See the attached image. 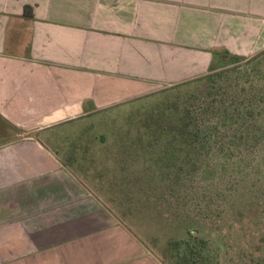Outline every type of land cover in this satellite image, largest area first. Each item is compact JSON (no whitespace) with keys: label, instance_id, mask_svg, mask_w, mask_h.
Listing matches in <instances>:
<instances>
[{"label":"crops","instance_id":"obj_1","mask_svg":"<svg viewBox=\"0 0 264 264\" xmlns=\"http://www.w3.org/2000/svg\"><path fill=\"white\" fill-rule=\"evenodd\" d=\"M263 49L264 0H0V264H181L93 124Z\"/></svg>","mask_w":264,"mask_h":264},{"label":"rangeland","instance_id":"obj_2","mask_svg":"<svg viewBox=\"0 0 264 264\" xmlns=\"http://www.w3.org/2000/svg\"><path fill=\"white\" fill-rule=\"evenodd\" d=\"M234 83L230 84L231 92ZM254 85L262 86L264 81ZM192 92V86L164 88L148 99L120 107L115 115L106 117V122L94 123L93 130L103 132L111 148L121 150L117 157L122 161L140 168L149 166L148 175L146 171L138 172L139 191L148 193L150 199L137 204L140 214L137 223L150 227V244L157 247L158 253L185 234L187 238L190 232L206 241L209 248L216 251V259L223 263L229 260V264H264V141L248 148L251 169L239 182L216 177L204 181L200 172H193L187 178L180 174L176 178L173 173L162 171L152 158L158 147L157 135L150 132V122L168 117L175 109L195 107ZM260 120L259 124L264 126V115ZM236 149L233 146L230 151L245 150ZM213 152L216 155L212 165L224 166L217 150ZM231 165L232 162L226 163L225 167Z\"/></svg>","mask_w":264,"mask_h":264},{"label":"trees","instance_id":"obj_3","mask_svg":"<svg viewBox=\"0 0 264 264\" xmlns=\"http://www.w3.org/2000/svg\"><path fill=\"white\" fill-rule=\"evenodd\" d=\"M213 55L214 66L208 74L171 87L192 86L196 106L175 109L168 117L150 122V132L157 135L158 147L152 158L162 171L173 173L176 178L200 172L204 181L216 177L239 182L251 169L248 148L264 141V132L261 133L264 126L259 124L264 115V85H254L264 81V49L250 58L220 52ZM224 56L228 59L221 62ZM231 131L234 132L230 134ZM233 146L237 151L245 150L234 153L230 151ZM214 150L224 166L212 165ZM230 162L231 167H225ZM189 233L185 240L172 242L176 259L181 264H205L214 252L206 241Z\"/></svg>","mask_w":264,"mask_h":264}]
</instances>
